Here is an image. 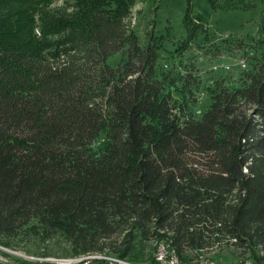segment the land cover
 <instances>
[{"label":"trees","instance_id":"obj_1","mask_svg":"<svg viewBox=\"0 0 264 264\" xmlns=\"http://www.w3.org/2000/svg\"><path fill=\"white\" fill-rule=\"evenodd\" d=\"M58 1L0 0V244L59 236L133 262L149 243L182 261L230 244L264 264V55L195 117L193 71L158 73L130 0ZM185 18L177 51L199 29Z\"/></svg>","mask_w":264,"mask_h":264},{"label":"rangeland","instance_id":"obj_2","mask_svg":"<svg viewBox=\"0 0 264 264\" xmlns=\"http://www.w3.org/2000/svg\"><path fill=\"white\" fill-rule=\"evenodd\" d=\"M62 2L59 0L55 5L62 6ZM129 6L122 14L129 29L140 38L148 33L159 38L158 73L172 71L185 74L193 71L197 99L190 107L195 117L201 116L208 108L211 89L217 81L222 80L231 88L239 87L242 73L248 70L249 64L259 54L264 55V0H130ZM187 10L189 19L199 29L195 37L187 41L185 48L177 51L187 37L184 26V21L188 20L185 18ZM257 41L259 50L256 49ZM237 43L241 48H236ZM229 45L234 49L225 48ZM125 60L123 54H115L108 58L107 65L117 68ZM172 96L176 102L182 101L180 93L173 91ZM143 249L137 250V261L131 259L119 264H159L155 243L146 244ZM71 250L66 240L59 236L43 240L33 235H20L6 247L0 244V258L11 264L118 262L110 254L74 257ZM200 253L215 264L252 263V254H243V250L230 244L211 253ZM188 260H194L192 254H187Z\"/></svg>","mask_w":264,"mask_h":264},{"label":"built area","instance_id":"obj_3","mask_svg":"<svg viewBox=\"0 0 264 264\" xmlns=\"http://www.w3.org/2000/svg\"><path fill=\"white\" fill-rule=\"evenodd\" d=\"M160 253H162L163 256L170 257V264H215L214 261L208 258V256H204V257L195 256L194 260H190L189 262H182L178 258L176 252L173 249H170L167 245L164 247L162 251H160ZM114 263L119 264L121 262L118 260V262H114ZM0 264H11V263H9L7 259L0 258ZM242 264H255V263L252 262V263H242Z\"/></svg>","mask_w":264,"mask_h":264},{"label":"bare ground","instance_id":"obj_4","mask_svg":"<svg viewBox=\"0 0 264 264\" xmlns=\"http://www.w3.org/2000/svg\"><path fill=\"white\" fill-rule=\"evenodd\" d=\"M166 246V244H160V245H158V258H157V262L159 263V264H170V257L169 256H163V254L162 253H160V251H162L163 249H164V247ZM168 246V245H167ZM169 247V246H168ZM170 248V247H169ZM171 249V248H170ZM199 255H201V256H199ZM203 254H201V253H198V256L199 257H203L202 256ZM180 261H182V260H180ZM9 262V261H8ZM182 262H189V260L188 261H182Z\"/></svg>","mask_w":264,"mask_h":264}]
</instances>
